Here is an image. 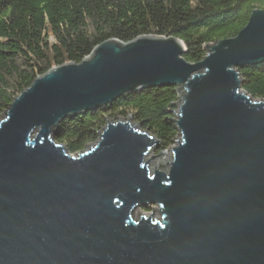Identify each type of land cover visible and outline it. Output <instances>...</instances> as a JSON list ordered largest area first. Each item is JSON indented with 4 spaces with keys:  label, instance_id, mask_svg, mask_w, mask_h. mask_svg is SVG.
<instances>
[{
    "label": "water",
    "instance_id": "water-1",
    "mask_svg": "<svg viewBox=\"0 0 264 264\" xmlns=\"http://www.w3.org/2000/svg\"><path fill=\"white\" fill-rule=\"evenodd\" d=\"M207 49L193 63L176 36L107 39L15 97L0 119V264H264V99L238 69L264 62V8ZM164 85L181 90L167 164L151 167L161 142L129 119L75 153L56 141L69 115Z\"/></svg>",
    "mask_w": 264,
    "mask_h": 264
},
{
    "label": "trees",
    "instance_id": "trees-1",
    "mask_svg": "<svg viewBox=\"0 0 264 264\" xmlns=\"http://www.w3.org/2000/svg\"><path fill=\"white\" fill-rule=\"evenodd\" d=\"M264 0H0V115L33 80L67 62L80 63L107 39L176 36L184 57L199 62L207 46L236 36ZM243 90L264 99V62L239 67ZM181 90L148 87L97 108L71 114L55 139L75 153L99 139L109 120L129 119L161 142L174 144Z\"/></svg>",
    "mask_w": 264,
    "mask_h": 264
},
{
    "label": "rangeland",
    "instance_id": "rangeland-1",
    "mask_svg": "<svg viewBox=\"0 0 264 264\" xmlns=\"http://www.w3.org/2000/svg\"><path fill=\"white\" fill-rule=\"evenodd\" d=\"M3 118V115H0V119ZM175 144H173L171 147L167 148V149H164V150H161L160 147L156 150H153L148 158L150 159L153 155H157L155 157L152 158L151 160V167H159L160 165L162 164H167L168 161L171 160V154H172V147L174 146ZM160 152H162L160 155H158ZM161 168H166V165L164 166H161ZM154 209L152 208H143L142 210H138L137 212L138 213H143V212H148L149 214L153 213ZM160 214L159 212H155V216L158 217Z\"/></svg>",
    "mask_w": 264,
    "mask_h": 264
},
{
    "label": "bare ground",
    "instance_id": "bare-ground-1",
    "mask_svg": "<svg viewBox=\"0 0 264 264\" xmlns=\"http://www.w3.org/2000/svg\"><path fill=\"white\" fill-rule=\"evenodd\" d=\"M143 214L149 215V213H148V212H143Z\"/></svg>",
    "mask_w": 264,
    "mask_h": 264
}]
</instances>
